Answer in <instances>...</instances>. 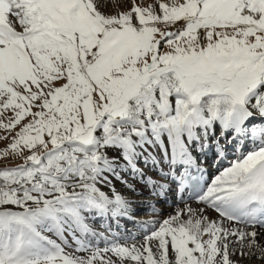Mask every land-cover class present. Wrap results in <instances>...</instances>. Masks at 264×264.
Segmentation results:
<instances>
[{
	"label": "snow or ice",
	"instance_id": "obj_1",
	"mask_svg": "<svg viewBox=\"0 0 264 264\" xmlns=\"http://www.w3.org/2000/svg\"><path fill=\"white\" fill-rule=\"evenodd\" d=\"M0 133V264H264V0H0Z\"/></svg>",
	"mask_w": 264,
	"mask_h": 264
},
{
	"label": "bare ground",
	"instance_id": "obj_2",
	"mask_svg": "<svg viewBox=\"0 0 264 264\" xmlns=\"http://www.w3.org/2000/svg\"><path fill=\"white\" fill-rule=\"evenodd\" d=\"M256 124H258L257 126H259V121L255 122ZM210 155V154H209ZM225 161H229L228 159H224ZM217 161V160H216ZM213 161H211V172L212 175L214 174H218V170H222V168L227 165L226 163H222L220 166L217 165L216 166V162L212 163ZM141 167H143V165H141ZM217 169V170H216ZM216 170V171H215ZM211 175V176H212ZM127 179H129V182H132L131 177H127ZM113 183L115 185V188L123 195H125L126 197H131V199L133 200L134 203V208L139 210L141 209V207L145 206V207H151L155 204H157V200H159V196H154V193L151 190V186H146L145 190L144 188H142V186H139V184L141 183V181L136 185L137 187V192L136 195L134 197H132V194L130 192L127 191L125 185L119 181V180H113ZM107 191V189H104ZM141 191L143 192V195H141ZM151 192V195L149 194ZM138 204H142V206H139ZM193 206H195V203H190ZM148 205V206H147ZM184 205H178V207H173V208H166L165 209V213H163L164 215L160 216L159 218L154 217L152 220H161L163 218H166L170 213H172L175 209L177 208H182ZM113 219H115L116 221H114ZM144 220V221H143ZM92 221V219H91ZM97 222H100L99 225H101L100 228L98 225L97 227H94V225H91L96 232L98 233H103L106 236H110V237H117V238H121L124 237L125 235L127 236H133L137 234V229H141L143 228L146 224L145 222H149L148 219L143 218H129V217H120V218H108L105 217V219H99V220H95ZM128 225V226H126ZM97 241L99 242V238H96Z\"/></svg>",
	"mask_w": 264,
	"mask_h": 264
},
{
	"label": "rangeland",
	"instance_id": "obj_3",
	"mask_svg": "<svg viewBox=\"0 0 264 264\" xmlns=\"http://www.w3.org/2000/svg\"><path fill=\"white\" fill-rule=\"evenodd\" d=\"M258 125V124H257ZM0 134H2V133H0ZM5 144H6V142H0V148H3L4 146H5ZM127 178V177H126ZM143 188V187H142ZM145 190H147L146 188H144ZM166 212V211H165ZM165 212H163V213H165ZM162 215H164V214H161L160 216H162ZM159 216V217H160ZM94 227H97L96 225H94ZM138 238H140V236L139 237H137L136 239H138ZM131 242H133V241H131ZM131 242H129V243H131Z\"/></svg>",
	"mask_w": 264,
	"mask_h": 264
}]
</instances>
